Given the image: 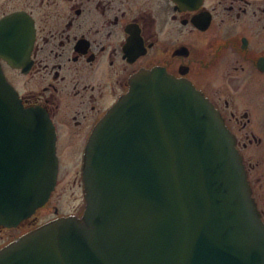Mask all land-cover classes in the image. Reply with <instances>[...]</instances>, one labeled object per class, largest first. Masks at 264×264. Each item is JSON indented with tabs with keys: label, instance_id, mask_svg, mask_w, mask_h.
Returning a JSON list of instances; mask_svg holds the SVG:
<instances>
[{
	"label": "water",
	"instance_id": "95a60500",
	"mask_svg": "<svg viewBox=\"0 0 264 264\" xmlns=\"http://www.w3.org/2000/svg\"><path fill=\"white\" fill-rule=\"evenodd\" d=\"M41 109L0 67V226L51 198L59 159ZM85 211L0 249V264H264V222L217 109L190 81L144 71L96 127L83 167Z\"/></svg>",
	"mask_w": 264,
	"mask_h": 264
},
{
	"label": "flooded vegetation",
	"instance_id": "af4514ba",
	"mask_svg": "<svg viewBox=\"0 0 264 264\" xmlns=\"http://www.w3.org/2000/svg\"><path fill=\"white\" fill-rule=\"evenodd\" d=\"M0 67L54 126L58 185L63 155L79 153L82 193L87 144L133 79L163 69L190 81L233 135L264 222V0H0ZM41 210L0 227V248L52 220Z\"/></svg>",
	"mask_w": 264,
	"mask_h": 264
},
{
	"label": "rangeland",
	"instance_id": "374dc122",
	"mask_svg": "<svg viewBox=\"0 0 264 264\" xmlns=\"http://www.w3.org/2000/svg\"><path fill=\"white\" fill-rule=\"evenodd\" d=\"M79 162V153L69 157L63 155L60 183L50 205L39 212L38 222L56 218L55 206L59 207L60 215H63L72 213L76 206L84 204L81 187L78 183H74L75 177L79 175Z\"/></svg>",
	"mask_w": 264,
	"mask_h": 264
}]
</instances>
